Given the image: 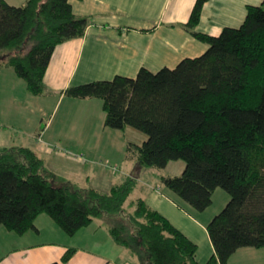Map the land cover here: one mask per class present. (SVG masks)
I'll return each mask as SVG.
<instances>
[{"label": "trees", "instance_id": "1", "mask_svg": "<svg viewBox=\"0 0 264 264\" xmlns=\"http://www.w3.org/2000/svg\"><path fill=\"white\" fill-rule=\"evenodd\" d=\"M207 1L196 0L184 24L208 44L202 54L173 68L142 67L134 77L71 85L64 94L100 98L106 126L146 134L141 143L127 142L125 159L157 168L184 160L180 175L161 181L194 209L210 206L218 187L229 194L206 228L215 250L206 264H228L239 248L264 249V0L247 6L240 26H226L217 36L195 30ZM89 23L70 0H0V69L13 68L32 94H43L54 49L82 36ZM57 182L34 148H0V226L24 234L45 213L73 236L106 217L114 243L140 264H202L197 243L166 216L143 198L127 203L137 184L132 175L107 191ZM75 252L68 247L49 264H65Z\"/></svg>", "mask_w": 264, "mask_h": 264}, {"label": "crops", "instance_id": "2", "mask_svg": "<svg viewBox=\"0 0 264 264\" xmlns=\"http://www.w3.org/2000/svg\"><path fill=\"white\" fill-rule=\"evenodd\" d=\"M195 1L70 0L73 12L76 15L88 16L90 23L82 36L68 39L56 46L44 75L45 91L41 95L50 92L57 97L58 102L68 98L70 100L67 103L73 107L88 108L91 104L87 101L94 98L79 99L64 94L65 89L71 86L74 77H77L78 69L82 64L83 69L76 78V85L89 82L88 80H109L116 75L134 77L142 67L151 71L162 67L173 68L185 57L202 54L208 48V44L196 39L184 27ZM262 1L208 0L202 8L200 22L195 30L217 36L226 26L238 27L245 19L247 6L259 5ZM155 66L157 69H153ZM40 136H38V144L36 142L33 148L39 154H52L51 145L46 143L48 141L43 142L44 138ZM93 187L98 188L96 185ZM161 195L162 193L158 195V202H162V199L174 202L170 192ZM147 204L174 224L162 207ZM92 223L73 236L64 233L45 213L36 218V229L24 234H17L0 226V264H49L60 261L68 247H75L76 252L65 264L111 263L107 255L98 250L97 246L101 244L100 228L93 229ZM48 226L51 231L47 229ZM184 233L195 242L186 232ZM107 236L106 239L113 250V246L118 245L114 243L109 232ZM241 249L245 248H239L231 257ZM210 250L205 263L198 258V255L197 260L206 264L215 254L212 242ZM126 251L129 255L135 256L128 249ZM126 251L120 253L123 258L121 260L117 253L120 261L113 263L122 264L128 255ZM257 255L259 261L262 260L264 263V254ZM231 257L228 264H235ZM245 258L246 261L252 259L250 255Z\"/></svg>", "mask_w": 264, "mask_h": 264}, {"label": "rangeland", "instance_id": "3", "mask_svg": "<svg viewBox=\"0 0 264 264\" xmlns=\"http://www.w3.org/2000/svg\"><path fill=\"white\" fill-rule=\"evenodd\" d=\"M8 1L20 5L26 0ZM82 67L83 64L78 69L77 77ZM153 69H157L156 66ZM77 77H74L71 85L77 84L75 82ZM68 100L70 99L66 98L58 102L57 97L50 92L34 95L28 90L25 80L20 78L13 68H1L0 148L18 145L33 148L36 142L38 144V136L41 135L40 137L44 138L43 142L48 141L46 143L51 145L52 154L40 155L44 157L47 168L54 172L56 182L63 181L83 191L95 185L98 189L107 191L111 183H119L132 175L136 178L137 184L127 203L141 197L154 207H162L174 224L195 240L198 244V258L205 263L211 251L207 225L226 205L229 194L218 187L213 193L210 206L204 211L194 209L187 202L174 196L161 181L163 175H180L185 167L184 160H172L164 168L143 167L135 162H128L124 158L127 142L141 143L146 139V134L133 127L121 130L106 126L100 98L88 100L87 102L91 104L88 108L73 107L67 103ZM169 192L174 202L167 199L157 201L159 194ZM92 224L93 229L100 228L97 230L101 244L97 247L111 261L108 264L123 259L121 254L127 249L114 245L112 250L110 242L106 239L109 232L107 218H95ZM47 229L51 231L49 226ZM242 248L245 249L231 257L235 264H264L262 260L259 261L257 255L264 254L263 248ZM126 254L128 255L122 264H140L138 256H131L128 251ZM249 255L252 259L246 261L245 257Z\"/></svg>", "mask_w": 264, "mask_h": 264}]
</instances>
